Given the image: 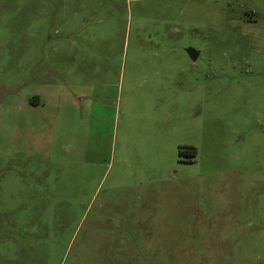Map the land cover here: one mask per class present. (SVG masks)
<instances>
[{
  "label": "rangeland",
  "instance_id": "rangeland-1",
  "mask_svg": "<svg viewBox=\"0 0 264 264\" xmlns=\"http://www.w3.org/2000/svg\"><path fill=\"white\" fill-rule=\"evenodd\" d=\"M0 264H264V0H0Z\"/></svg>",
  "mask_w": 264,
  "mask_h": 264
},
{
  "label": "trees",
  "instance_id": "trees-1",
  "mask_svg": "<svg viewBox=\"0 0 264 264\" xmlns=\"http://www.w3.org/2000/svg\"><path fill=\"white\" fill-rule=\"evenodd\" d=\"M184 154H188L190 157H195L196 150L193 148H189L188 151H184L183 148H180L179 155L182 157Z\"/></svg>",
  "mask_w": 264,
  "mask_h": 264
},
{
  "label": "water",
  "instance_id": "water-1",
  "mask_svg": "<svg viewBox=\"0 0 264 264\" xmlns=\"http://www.w3.org/2000/svg\"><path fill=\"white\" fill-rule=\"evenodd\" d=\"M188 52H189V55H190V57L193 59V60H196L197 59V57H198V54L194 51V50H188Z\"/></svg>",
  "mask_w": 264,
  "mask_h": 264
},
{
  "label": "flooded vegetation",
  "instance_id": "flooded-vegetation-1",
  "mask_svg": "<svg viewBox=\"0 0 264 264\" xmlns=\"http://www.w3.org/2000/svg\"><path fill=\"white\" fill-rule=\"evenodd\" d=\"M181 158L183 162H193L192 158H189L188 154H184Z\"/></svg>",
  "mask_w": 264,
  "mask_h": 264
},
{
  "label": "crops",
  "instance_id": "crops-1",
  "mask_svg": "<svg viewBox=\"0 0 264 264\" xmlns=\"http://www.w3.org/2000/svg\"><path fill=\"white\" fill-rule=\"evenodd\" d=\"M38 97L40 98V103H38V104H35L34 106H39L40 104H42L41 97H40V96H38ZM37 102H38V100H37Z\"/></svg>",
  "mask_w": 264,
  "mask_h": 264
}]
</instances>
